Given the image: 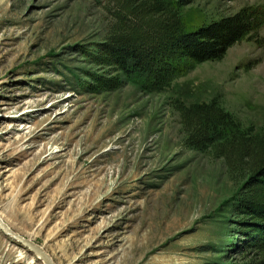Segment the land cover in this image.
<instances>
[{
  "label": "rangeland",
  "instance_id": "obj_1",
  "mask_svg": "<svg viewBox=\"0 0 264 264\" xmlns=\"http://www.w3.org/2000/svg\"><path fill=\"white\" fill-rule=\"evenodd\" d=\"M185 29L254 10L260 27L168 88L93 89L124 0H0V219L54 264H232L245 180L189 148L179 105L215 101L264 138V0H188ZM0 264H46L0 230Z\"/></svg>",
  "mask_w": 264,
  "mask_h": 264
},
{
  "label": "trees",
  "instance_id": "obj_2",
  "mask_svg": "<svg viewBox=\"0 0 264 264\" xmlns=\"http://www.w3.org/2000/svg\"><path fill=\"white\" fill-rule=\"evenodd\" d=\"M188 0H176L182 6ZM118 30L89 54L97 65L114 72L109 78L91 75L93 89H112L123 79L146 77L168 88L193 64L219 60L234 43L254 33L261 20L254 10L185 29L176 8L165 0H124L116 14ZM184 143L191 149L222 158L230 171L245 180L234 201L239 259L232 264H264V138L244 131L231 113L215 101L179 105Z\"/></svg>",
  "mask_w": 264,
  "mask_h": 264
},
{
  "label": "water",
  "instance_id": "obj_3",
  "mask_svg": "<svg viewBox=\"0 0 264 264\" xmlns=\"http://www.w3.org/2000/svg\"><path fill=\"white\" fill-rule=\"evenodd\" d=\"M0 230H2L4 233H6L8 236H10L12 239L17 241L19 244L23 245L25 248H27L32 253L36 254L40 258L43 259V261L46 264H54L52 260L48 257V255L38 246L34 245L31 241L25 239L24 237L14 233L10 228H8L4 223L0 221Z\"/></svg>",
  "mask_w": 264,
  "mask_h": 264
},
{
  "label": "bare ground",
  "instance_id": "obj_4",
  "mask_svg": "<svg viewBox=\"0 0 264 264\" xmlns=\"http://www.w3.org/2000/svg\"><path fill=\"white\" fill-rule=\"evenodd\" d=\"M0 221L2 222V223H4L3 221H2V219H0ZM5 224V223H4ZM6 225V224H5ZM7 226V225H6ZM8 227V226H7ZM9 228V227H8Z\"/></svg>",
  "mask_w": 264,
  "mask_h": 264
}]
</instances>
